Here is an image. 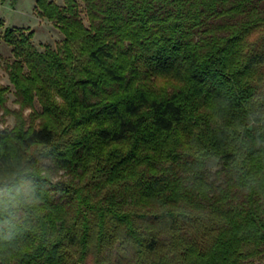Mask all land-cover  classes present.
Listing matches in <instances>:
<instances>
[{
    "label": "trees",
    "instance_id": "trees-1",
    "mask_svg": "<svg viewBox=\"0 0 264 264\" xmlns=\"http://www.w3.org/2000/svg\"><path fill=\"white\" fill-rule=\"evenodd\" d=\"M35 10L62 40L38 50L29 29L2 34L0 264L262 256L264 0Z\"/></svg>",
    "mask_w": 264,
    "mask_h": 264
},
{
    "label": "rangeland",
    "instance_id": "rangeland-1",
    "mask_svg": "<svg viewBox=\"0 0 264 264\" xmlns=\"http://www.w3.org/2000/svg\"><path fill=\"white\" fill-rule=\"evenodd\" d=\"M58 5H62V0H52ZM0 19L3 25L0 26V84L9 87L5 66L11 61V51L8 45L3 41L2 34L5 28H25L33 32L32 44L38 49L43 50L45 46L56 49L62 40L59 31L45 18L38 16L35 10V0H0ZM6 107L9 110L17 108L13 102L12 89L7 93ZM37 109L38 106L36 105ZM29 110L25 111L28 115ZM13 124L11 115L4 119L3 126L10 128ZM206 167L214 171L219 167L216 160L207 162ZM88 264H92L90 260ZM248 264H264V252L262 256L249 262Z\"/></svg>",
    "mask_w": 264,
    "mask_h": 264
}]
</instances>
